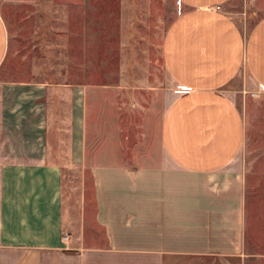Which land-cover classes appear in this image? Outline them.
Listing matches in <instances>:
<instances>
[{
	"label": "crops",
	"instance_id": "obj_1",
	"mask_svg": "<svg viewBox=\"0 0 264 264\" xmlns=\"http://www.w3.org/2000/svg\"><path fill=\"white\" fill-rule=\"evenodd\" d=\"M177 1L163 35L140 0L109 9L102 85L44 44L20 77L0 9V129L22 100L31 130L25 156L12 132L0 153L25 161L0 170L9 264H264V13Z\"/></svg>",
	"mask_w": 264,
	"mask_h": 264
},
{
	"label": "rangeland",
	"instance_id": "obj_2",
	"mask_svg": "<svg viewBox=\"0 0 264 264\" xmlns=\"http://www.w3.org/2000/svg\"><path fill=\"white\" fill-rule=\"evenodd\" d=\"M123 3L124 0H0L1 11L11 23L12 32L18 35L19 76L25 74L27 60L33 63L42 59L39 47L44 44V52L65 61L63 68L72 77L81 73L98 85L109 82V9H121ZM139 3L140 7L153 9L161 16L162 35L167 25L184 9L177 0H140ZM129 4L134 7L137 0H129ZM259 7L263 10L260 14H263L264 0H259ZM42 26L46 27L42 29ZM41 34L46 35L45 40ZM34 44L39 47L33 49ZM19 101L18 128L0 129L2 157H5V152L9 153L11 132L12 149L17 150L18 156H25L28 151L31 130L25 128L24 101ZM22 162L25 161L1 159L0 170L6 164ZM76 180L73 179L74 182ZM250 228L253 229L252 218L248 223L251 236ZM258 234L261 235L260 232ZM260 250L264 251V246ZM14 255L0 246V264H9L16 258Z\"/></svg>",
	"mask_w": 264,
	"mask_h": 264
},
{
	"label": "built area",
	"instance_id": "obj_3",
	"mask_svg": "<svg viewBox=\"0 0 264 264\" xmlns=\"http://www.w3.org/2000/svg\"><path fill=\"white\" fill-rule=\"evenodd\" d=\"M67 238V237H66Z\"/></svg>",
	"mask_w": 264,
	"mask_h": 264
}]
</instances>
